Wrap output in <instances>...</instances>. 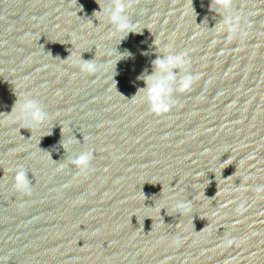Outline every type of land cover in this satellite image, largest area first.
I'll return each instance as SVG.
<instances>
[{
	"label": "water",
	"instance_id": "1",
	"mask_svg": "<svg viewBox=\"0 0 264 264\" xmlns=\"http://www.w3.org/2000/svg\"><path fill=\"white\" fill-rule=\"evenodd\" d=\"M123 2L122 39L96 0H0V264H264V0ZM179 53L156 114L142 77Z\"/></svg>",
	"mask_w": 264,
	"mask_h": 264
},
{
	"label": "clouds",
	"instance_id": "2",
	"mask_svg": "<svg viewBox=\"0 0 264 264\" xmlns=\"http://www.w3.org/2000/svg\"><path fill=\"white\" fill-rule=\"evenodd\" d=\"M96 3L100 7L98 11L93 12V15L103 12L110 23L114 25V30L123 34L122 39L128 32L135 31L134 26L130 24L127 18L122 14L125 10V3L123 0H112L111 7L106 5L101 6L100 0H96ZM212 5L228 12L231 9L232 0H212L210 7ZM220 30H226L229 34L228 38L232 39L239 32V17L225 15ZM186 64L187 61L183 53L168 55L162 58L157 56L152 61L154 71L142 77L145 86L144 94L149 101L150 111L160 114L169 110L170 103L165 97L169 96L173 90L171 88V82L174 80L175 75L172 69L185 68ZM79 68L85 73H95L97 71V66L92 60H82L81 58L79 59ZM192 83L193 77L191 75H184L179 80L177 88L179 91H186L190 89ZM10 114H12L15 120L20 122L23 127L28 129L41 125L47 119V113L42 111L37 103L27 96L17 98V102L13 104L12 113ZM90 159V153L82 152L73 163L83 169L87 166ZM13 180L14 186L18 191L28 192L30 190L24 170H17ZM177 207H184V205L178 204Z\"/></svg>",
	"mask_w": 264,
	"mask_h": 264
}]
</instances>
